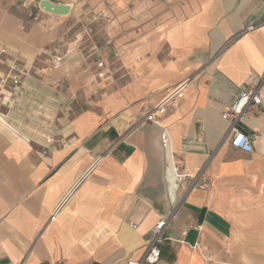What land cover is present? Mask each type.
Returning a JSON list of instances; mask_svg holds the SVG:
<instances>
[{
    "label": "crops",
    "instance_id": "obj_1",
    "mask_svg": "<svg viewBox=\"0 0 264 264\" xmlns=\"http://www.w3.org/2000/svg\"><path fill=\"white\" fill-rule=\"evenodd\" d=\"M50 1L70 14L0 0V264L140 260L174 209L156 264H264V85L240 123L252 153L223 118L264 77V0ZM176 167L212 188L186 192Z\"/></svg>",
    "mask_w": 264,
    "mask_h": 264
},
{
    "label": "built area",
    "instance_id": "obj_2",
    "mask_svg": "<svg viewBox=\"0 0 264 264\" xmlns=\"http://www.w3.org/2000/svg\"><path fill=\"white\" fill-rule=\"evenodd\" d=\"M4 54L5 51H2ZM63 58L56 55L52 59L50 71H58L62 68ZM9 79L14 86L20 84V76L22 68L18 63L9 67ZM190 84V80L186 79L178 83L175 88L170 90L166 96L155 106H146L143 110V123L156 124L171 114L179 105L180 98L186 92ZM264 85V77L258 81L249 83L241 88L236 100L223 112V118L230 124L226 140L232 148L241 150L245 153H252L254 150L253 141L240 129V123L244 116H258L261 113L263 103L261 89ZM165 137V132L163 133ZM165 140V138H164ZM166 142V140H165ZM175 177L177 183L185 189L186 192L195 188H203L210 190L212 182L209 178L199 175H187L182 168H175ZM176 209L172 210L164 216L150 232V238L145 246L144 256L140 260H128L126 264H156L162 257V245L164 242V232L174 220ZM132 228L137 226L131 224ZM202 257L206 262H210L211 258L202 252Z\"/></svg>",
    "mask_w": 264,
    "mask_h": 264
},
{
    "label": "water",
    "instance_id": "obj_3",
    "mask_svg": "<svg viewBox=\"0 0 264 264\" xmlns=\"http://www.w3.org/2000/svg\"><path fill=\"white\" fill-rule=\"evenodd\" d=\"M39 7L41 10L48 14L59 15V16H67L71 12V7L68 5H58L50 0H41L39 3Z\"/></svg>",
    "mask_w": 264,
    "mask_h": 264
},
{
    "label": "rangeland",
    "instance_id": "obj_4",
    "mask_svg": "<svg viewBox=\"0 0 264 264\" xmlns=\"http://www.w3.org/2000/svg\"><path fill=\"white\" fill-rule=\"evenodd\" d=\"M79 1V0H77ZM38 4L39 3V0H24V5L25 6H29L30 4ZM105 54V52L102 53L101 56H99V59L101 60L102 56Z\"/></svg>",
    "mask_w": 264,
    "mask_h": 264
}]
</instances>
